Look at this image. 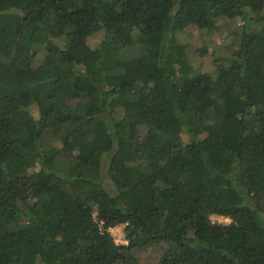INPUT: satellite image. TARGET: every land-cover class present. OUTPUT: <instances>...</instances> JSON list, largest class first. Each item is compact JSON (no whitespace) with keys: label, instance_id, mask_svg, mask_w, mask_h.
<instances>
[{"label":"trees","instance_id":"obj_1","mask_svg":"<svg viewBox=\"0 0 264 264\" xmlns=\"http://www.w3.org/2000/svg\"><path fill=\"white\" fill-rule=\"evenodd\" d=\"M149 248L264 264V0H0V264Z\"/></svg>","mask_w":264,"mask_h":264},{"label":"rangeland","instance_id":"obj_2","mask_svg":"<svg viewBox=\"0 0 264 264\" xmlns=\"http://www.w3.org/2000/svg\"><path fill=\"white\" fill-rule=\"evenodd\" d=\"M231 25H232L231 23H228V24H225L223 28L220 30H217V31L214 30L210 33L209 32L205 33V38L209 43V47H208L209 54L202 57L198 51L196 52V49H193V52L191 54L192 55L191 63L195 69L202 68L206 70L212 62V57L214 56L213 51L223 50L225 47L229 46L232 43V38L234 35L233 33H231L232 32L230 29ZM256 26L257 25H255V27ZM200 32L201 30L193 28L191 32H188L185 34L183 33L182 39L183 41L192 44L194 47H200L204 44L203 35L200 36ZM96 40H98V38ZM229 48L230 47H227L223 51L229 50ZM32 109H33V112L36 115H38L39 108L37 106H33ZM212 219L213 221L220 222V223H226L230 221L229 218L219 216V215H213ZM110 231L113 234L116 242L120 244L126 243L123 225L112 227ZM139 256H140V260L142 264H155V257H157L155 250L152 248H149L146 251H142L139 254Z\"/></svg>","mask_w":264,"mask_h":264}]
</instances>
